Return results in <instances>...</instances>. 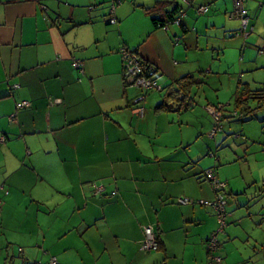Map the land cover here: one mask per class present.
<instances>
[{"label": "crops", "instance_id": "crops-1", "mask_svg": "<svg viewBox=\"0 0 264 264\" xmlns=\"http://www.w3.org/2000/svg\"><path fill=\"white\" fill-rule=\"evenodd\" d=\"M156 1L106 16L100 0L89 9L76 0H0V255L10 264L12 255L18 264H206L216 226L212 208L199 204L215 197L207 170L226 184L230 227L217 264L264 260V106L246 100L264 96V0L244 2L251 43L234 36L241 23L231 0H193L183 27L166 30L144 12ZM199 6L208 13L196 15ZM121 48L156 69L160 90L142 102L123 79ZM187 77L193 106L183 109L167 92ZM209 89L234 92L224 113L231 142L211 135L213 118L200 107L218 98L196 101ZM238 100L250 118L235 111ZM146 227L156 251L140 250Z\"/></svg>", "mask_w": 264, "mask_h": 264}, {"label": "built area", "instance_id": "built-area-1", "mask_svg": "<svg viewBox=\"0 0 264 264\" xmlns=\"http://www.w3.org/2000/svg\"><path fill=\"white\" fill-rule=\"evenodd\" d=\"M176 1V0H175ZM177 2V1H176ZM178 2L184 4V6H180L177 15L175 17L174 22L172 25L179 26L180 22H182V19L185 16V6L189 7L191 5L192 0H179ZM244 2L245 0H232V11L230 16L232 18H236L241 23V29L239 32L236 33V35H240L243 38L247 39L251 33L250 31H247V25H248V17L247 12L244 8ZM196 13L198 15L206 14L208 11L207 6H199L195 9ZM111 12H113V6L111 8ZM116 20L112 19L110 20V23H115ZM167 28H165L166 30ZM119 55L121 57L122 67H123V79L125 83L137 88L140 90V95L136 99V103L142 102L145 99L146 93L152 90H160L159 87L156 84V81L153 78V74L156 72V69L154 66H151L149 64L144 63L137 51H131L127 48H121L119 50ZM73 66L75 68H80L79 62H74ZM28 104L27 102H22L19 105L16 106V108L20 109L23 107H26ZM207 111L211 115L214 121V126L212 128L211 135H215L217 131L221 130L220 122L222 121V115L220 113L221 107H209L207 108ZM143 109H140V114H143ZM11 118H13L11 116ZM9 118V120H11ZM4 138L0 137V143H3ZM204 177L208 184L210 185L215 197L213 202H205L200 201L199 204L201 206L210 207L216 214V218L218 221V224L220 226V231L223 230L225 227V217L227 215L225 206V188L226 184L222 181H220L213 170H207L204 173ZM101 189H97L96 193L100 192ZM178 203L181 205H188L191 202L187 199H180L178 200ZM144 231V240L140 246V250L142 252H151L156 251L158 249V242L157 238L152 231L151 227H146L143 229ZM217 233L213 234L206 243V250L208 257L210 258V261L213 264H217L221 262L220 257L215 256V252L218 249V242L216 240ZM48 264H58L56 259L52 258L48 262Z\"/></svg>", "mask_w": 264, "mask_h": 264}, {"label": "rangeland", "instance_id": "rangeland-1", "mask_svg": "<svg viewBox=\"0 0 264 264\" xmlns=\"http://www.w3.org/2000/svg\"><path fill=\"white\" fill-rule=\"evenodd\" d=\"M77 1V3L78 4H82L80 7H84V6H86L87 5V7H86V9H89L88 7H89V4H85V3H87V1H92V0H76ZM133 2V0H100V2L97 4V5H99L98 6V8H100V10L101 9H103V10H101V11H103V13H105L106 14V16H107V14L108 13H110V11H111V8H112V6H113V11H115L116 10V8H118V9H122V10H124V11H122V13H125L126 11V9H128V8H130V5H131V3ZM102 3V4H101ZM180 6H184V4H182V3H180V2H177ZM231 3H232V0H231ZM186 8H188L187 6H185ZM91 9H92V7H91ZM195 9H196V7H195ZM131 16V15H130ZM108 19V18H107ZM110 19V18H109ZM131 19V18H130ZM129 19V20H130ZM107 20H105V22H106ZM104 22V23H105ZM134 24V20L133 19H131L130 21H128V19H125L123 22H122V29H125V31L128 33V32H130V30H129V27L131 26V25H133ZM114 26V24H112V25H109L107 28H111V27H113ZM172 26V25H171ZM176 27H178V26H176ZM234 36H236V37H240V35L238 36V35H234ZM242 37V36H241ZM254 37V36H253ZM252 37V38H253ZM252 38H250V39H252ZM247 39H249V38H247ZM246 40L245 38H243V41L245 40L246 41V43H251L250 41L251 40ZM225 79V77H222V80H224ZM225 80H229V77H226V79ZM234 91V90H233ZM233 93L234 92H229V91H222V93H218V92H215L214 90H204V91H201V92H199V93H197V96H196V101L198 102V101H201V99L203 100V103H206L207 102V100H212L213 98L214 99H217L218 98V100L216 101V102H210V104L211 105H214L215 106V108H217L218 107V105H222V106H224V108H223V110H222V112H221V115H222V121L220 122V126H221V130L220 131H217L216 133H215V135L214 136H217L218 134H224V137H225V141H227V142H231V138H233V136L232 135H230V134H228V133H230V129L229 128H227V125H229V124H224V122L225 123H227L228 121L227 120H225V118H224V113L225 112H230V107H229V103L232 101V98H233ZM196 95V94H195ZM200 103H202V102H200ZM199 104V103H198ZM228 104V105H227ZM207 104H201L200 105V107L207 113L208 111H207ZM213 124H214V122H213ZM231 125H235V124H231ZM214 126V125H213ZM231 133H234L235 134V132H231ZM226 135V136H225ZM220 151V150H219ZM218 151V152H219ZM213 153L211 152V155H212ZM206 156L205 157H208L209 158V156H207V154H205ZM209 185V184H208ZM225 201H226V203H227V199H226V196H225ZM205 207V206H204ZM226 208L227 207H225V210H226ZM226 213H227V211H226ZM215 217V222H216V226H215V228H214V230H212L211 232H210V234H209V238L213 235V234H215V233H217V236H216V240H217V242H218V245H219V247L221 246V241H222V239H223V237L225 236V233H226V230L228 229V227H230V222H229V218H228V214L226 215V217H225V227L223 228V230L222 231H220V226H219V224H218V221H217V218H216V216H214ZM228 218V219H227ZM2 240V244H1V248L3 247V245H4V239H1ZM1 240H0V243H1ZM237 244H239L238 243V241L236 242ZM12 245V244H11ZM239 245H241V244H239ZM243 245V247H245L246 245H244V244H242ZM18 248H19V246L18 245H14V246H10V247H8V252H9V254H8V256L10 257L11 256V254H12V250H14L15 249V254H17V250H18ZM219 251H220V248H219ZM205 252H207V250H206V244H205ZM251 253H253V251L251 252ZM208 255V254H207ZM13 257H14V261L18 264L19 262H20V260H19V258L16 256V255H12ZM222 258V257H221ZM10 259H12V258H9V260H7V261H5V258L4 257H1V255H0V264H4V262H7L6 264H10ZM57 261V260H56ZM253 262H255V260L253 261ZM206 264H213L211 261H210V258L209 257H207V263ZM247 264H249V263H247ZM260 264H264V260L262 259L261 260V262H260Z\"/></svg>", "mask_w": 264, "mask_h": 264}, {"label": "trees", "instance_id": "trees-1", "mask_svg": "<svg viewBox=\"0 0 264 264\" xmlns=\"http://www.w3.org/2000/svg\"><path fill=\"white\" fill-rule=\"evenodd\" d=\"M169 4L174 6V9H171L168 11L167 8L169 7ZM179 7L180 5H178L175 0H157L151 8H144V12L150 18V21L153 27L164 30L165 28H168L169 26H171L172 23L174 22ZM208 11H209V7H208ZM113 12L110 11L109 14L113 15ZM194 12L196 15H198L195 9H194ZM111 18L116 20L115 17L111 16ZM111 18L107 21L109 25H112L110 23ZM116 22L113 24H116ZM179 27H183L182 22H180ZM131 51H136V50H131ZM193 83L194 82L191 77H187L179 82H176L174 86H171L168 88L167 98L175 100L178 104L180 103L179 104L180 108L187 109L188 107H192L193 101L190 96V90L193 86ZM246 100L247 101L253 100L257 102V105H259L257 107V110L262 109L261 105L264 106V96L262 92L260 91L248 93V97L246 98ZM246 100H243V101L238 100L236 102L237 105H236L235 111L239 113V115L241 114L240 117L244 116V117L250 118L253 111L252 109L248 108L245 105L244 102H246ZM161 107L163 109H168V110L170 109V108H167L169 106H167L164 103L159 105V108Z\"/></svg>", "mask_w": 264, "mask_h": 264}]
</instances>
